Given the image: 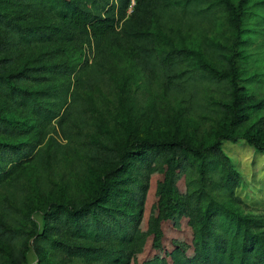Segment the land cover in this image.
Here are the masks:
<instances>
[{"label":"trees","instance_id":"1","mask_svg":"<svg viewBox=\"0 0 264 264\" xmlns=\"http://www.w3.org/2000/svg\"><path fill=\"white\" fill-rule=\"evenodd\" d=\"M129 1L0 0V99L29 109L39 123L30 138L14 141L11 137L24 129L0 113V264H25L30 245L35 264H264V217L243 216L214 197V192L223 191L236 198L241 178L220 148L219 138L225 134L207 145L175 136H146L128 145L79 136L89 163L103 168L93 192L80 199L52 200L31 244L27 226L13 214L10 200L22 165L35 160L42 170L47 168V153L40 145L47 126L60 128L69 141L92 117L81 94L70 92V84L33 87L72 73L62 59L70 45H88L91 64L101 75L108 74L113 47L129 45L142 65L160 72L169 92L226 81L230 72L219 71L215 64L231 67L232 45L209 40L204 45L209 60L187 45L161 46L160 41L167 21L170 27L191 30L203 21L214 22L221 10L230 13V24L239 30L244 21L240 2L136 0L127 14ZM193 56L197 63L188 67ZM83 64H89L87 57ZM228 88L232 100L221 101V109L231 123L243 124L249 97L236 84ZM249 129L247 141L264 148V116ZM64 144L57 142V147ZM156 171L162 176L153 190ZM167 220L177 229L181 224L190 229V242L178 236L167 248ZM147 242L148 251L141 257ZM46 252L63 257L56 263Z\"/></svg>","mask_w":264,"mask_h":264},{"label":"rangeland","instance_id":"2","mask_svg":"<svg viewBox=\"0 0 264 264\" xmlns=\"http://www.w3.org/2000/svg\"><path fill=\"white\" fill-rule=\"evenodd\" d=\"M230 1L241 3L244 21L239 30L230 24V13L221 10L214 22L203 21L191 30L170 27V21H167L169 27L164 29L160 41L161 46L187 45L209 60L212 59L204 46L209 40L232 45L235 49L231 67L214 63L219 71L230 72L223 83L203 82L183 92H169L160 72L149 64L142 65L129 45L113 47L108 74L101 75L96 65L91 64V48L77 43L62 53V59L72 66L70 75L33 85L37 89H57L62 83L70 84V92L81 94L84 104L92 110V117L84 128L73 131L75 136L69 141L62 137L60 128L56 131L48 125L40 144L47 153V168L42 170L35 160L22 165L18 189L10 203L15 217L29 230L30 244L35 236L33 233L42 229L43 212L52 200L80 199L93 192L103 168L92 166L80 148L78 137L89 134L118 145H128L136 138L146 136H175L196 145H207L225 134L219 138L220 148L241 178L235 188L236 198L228 197L223 191L214 192V197L243 216L264 217V148L255 147L245 136L251 132L249 126L264 116V0ZM126 12L130 13L128 6ZM226 53L230 55L232 51ZM85 57L89 64H83ZM196 58L189 59L188 67L196 65ZM233 84L249 97L246 119L240 125L231 123L220 106L221 101L231 102L228 86L232 88ZM0 113L13 118L24 129L23 134L13 136L11 140L28 139L39 127L38 119L29 109L17 108L2 99ZM57 142L65 144L59 149ZM161 176L158 171L153 174V190ZM155 199L152 195L151 212ZM164 226L167 248L172 247L171 239L178 236L190 242V229L183 224L177 229L167 220ZM148 248L147 242L141 257ZM26 255L25 264L36 263L37 256L31 245ZM46 255L56 263L63 257L61 253L46 252Z\"/></svg>","mask_w":264,"mask_h":264},{"label":"built area","instance_id":"3","mask_svg":"<svg viewBox=\"0 0 264 264\" xmlns=\"http://www.w3.org/2000/svg\"><path fill=\"white\" fill-rule=\"evenodd\" d=\"M136 0H130L128 3V10L131 11Z\"/></svg>","mask_w":264,"mask_h":264}]
</instances>
